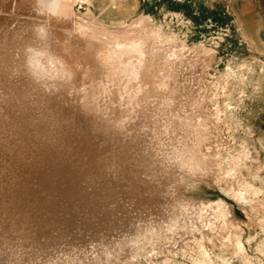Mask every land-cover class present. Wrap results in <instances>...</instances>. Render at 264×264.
<instances>
[{"label": "rangeland", "instance_id": "374dc122", "mask_svg": "<svg viewBox=\"0 0 264 264\" xmlns=\"http://www.w3.org/2000/svg\"><path fill=\"white\" fill-rule=\"evenodd\" d=\"M14 1L0 0V264H264V0Z\"/></svg>", "mask_w": 264, "mask_h": 264}, {"label": "bare ground", "instance_id": "6f19581e", "mask_svg": "<svg viewBox=\"0 0 264 264\" xmlns=\"http://www.w3.org/2000/svg\"><path fill=\"white\" fill-rule=\"evenodd\" d=\"M14 2H16V1L13 0V3H14ZM28 2H29V1H28ZM30 4H31V3H30ZM11 5H12V4H11ZM45 5H46V4H45ZM13 6H14V5H13ZM48 6H49V5H48ZM11 7H12V6H11ZM25 7H26V6H25ZM27 7H28V6H27ZM32 7H33V6H32ZM49 7H50V6H49ZM12 8H13V7H12ZM44 8H45V7H44ZM31 9H32V8H31ZM46 9H47V8H46ZM54 9H55V8H54ZM27 10H28V9H27ZM29 10H30V8H29ZM32 10H33V9H32ZM58 10H59V9H58ZM61 10H63V9H61ZM30 11H31V10H30ZM59 11H60V10H59ZM64 11H65V9H64ZM28 12H29V11H28ZM28 12H27V13H28ZM65 12H67V11H65ZM11 13H12V12H11ZM31 13H32V12H31ZM31 13H30V15H31ZM32 14H33V13H32ZM51 14H52V13H51ZM56 14H57V13H56ZM67 14H68V13H67ZM11 15H12V14H11ZM26 15L29 16V14H26ZM45 15H46V13H45ZM65 15H66V13H65ZM71 15H72V13H71ZM41 16H42V15H41ZM47 16H48V15H47ZM57 16H58V15H57ZM29 17H30V16H29ZM32 17H33V16H32ZM64 17H65V16H64ZM73 17H74V16H73ZM21 18H22V17H21ZM27 18H28V17H27ZM60 18H61V17H60ZM65 18H66V17H65ZM76 18H78L77 20H80L79 17H76ZM76 18H75V19H76ZM28 19H29V18H28ZM40 19H41V18H40ZM44 19H45V18H44ZM70 19H72V18H70ZM81 19H82V18H81ZM62 20H63V19H62ZM77 20H76V21H77ZM14 22H16V21H14ZM27 22H30V23H31V21H27ZM47 22H48V21H47ZM90 22H91L90 24H93V23H94V22L92 23L91 20H90ZM50 23H51V22H50ZM50 23H48V25H49ZM54 23H55V22H54ZM54 23H53V24H54ZM69 23H70V22H69ZM69 23H68V25H69ZM82 23H83V22H82ZM84 23H86V22H84ZM87 23H88V22H87ZM12 24H13V23H12ZM12 24H11V25H12ZM27 24H28V23H27ZM27 24H25V25L27 26ZM39 24H40V23H39ZM55 24H57V23H55ZM59 24H60V23H59ZM74 24H75V23H74ZM90 24H89V25H90ZM13 25H14V24H13ZM23 25H24V24H23ZM25 25H24V26H25ZM66 25H67V24H66ZM72 25H73V24H72ZM80 25H81V24H80ZM93 25H94V24H93ZM26 26H25V27H26ZM60 26H61V25H60ZM94 26H95V25H94ZM25 27L22 26V28H25ZM29 27H30V26H29ZM101 27H102V26H101ZM103 27H104V26H103ZM143 27H144V26H143ZM11 28H12V27H11ZM43 28H44V27H43ZM64 28H65V27H64ZM79 28H81V27H79ZM85 28H86V27H85ZM126 28H128V27H126ZM44 29H45V28H44ZM53 29H54V28H53ZM97 29H98V28H97ZM130 29H131V28H130ZM135 29H136V28H135ZM14 30H16V29H13L12 31H14ZM19 30H21V29H19ZM57 30H58V29H57ZM61 30H62V28H61ZM86 30H87V29H86ZM102 30H103V29H102ZM104 30H105V29H104ZM106 30H107V29H106ZM131 30H132V29H131ZM150 30H151V29H150ZM16 31H17V30H16ZM24 31H25V30H24ZM59 31H60V30H59ZM77 31H78V30H77ZM87 31H88V30H87ZM87 31H86V32H87ZM97 31H98V30H97ZM135 31H137V30H135ZM10 32H11V31H10ZM28 32H29V31H28ZM28 32H27V33H28ZM46 32H47V31H46ZM46 32H45V33H46ZM49 32H50V31H49ZM68 32H69V31H68ZM80 32H81V31H80ZM93 32H94V31H93ZM113 32H114V31H113ZM118 32H119V31H118ZM133 32H134V30H133ZM11 33H12V32H11ZM22 33L24 34L23 30H22ZM22 33H21V35L19 34L20 37L23 35ZM30 33H32V32H30ZM83 33H85V32H83ZM88 33H89V32H88ZM91 33H92V32H91ZM119 33H120V32H119ZM16 34H17V33H16ZM28 34H29V33H28ZM47 34H48V33H47ZM49 34H50V33H49ZM54 34H55V33H54ZM58 34H59V33H58ZM77 34H78V33H77ZM80 34L82 35V33H80ZM94 34H95V33H94ZM109 34H110V33H109ZM112 34H114V33H112ZM127 34H129V30H128V33H127ZM9 35H10V34H9ZM13 35H14V34H13ZM13 35H12V37H13ZM103 35H104V34H103ZM16 36H18V35H16ZM23 36H24V35H23ZM78 36H79V35H78ZM82 36H84V34H83ZM85 36H86V35H85ZM110 36H111V35H110ZM128 36H129V35H128ZM135 36H136V35H135ZM139 36H140V35H139ZM150 36H151V35H150ZM24 37H25V36H24ZM24 37H23V38H24ZM31 37H32V36H31ZM56 37H57V36H56ZM67 37H68V35H67ZM74 37H75V36H74ZM87 37H88V36H87ZM92 37H93V35H92ZM151 37L154 38L153 35H152ZM13 38H14V37H13ZM43 38H45V37H43ZM60 38H61V37H59V40H60ZM65 38H66V37H65ZM65 38H64V39H65ZM71 38H73V37H71ZM95 38H96V37H95ZM95 38H93V40H94ZM103 38H104V37H103ZM103 38H102V39H103ZM106 38H107V37H106ZM129 38H131V37H129ZM18 39H19V38H18ZM24 39H25V38H24ZM26 39H27V38H26ZM28 39H29V38H28ZM50 39H51V38H50ZM56 39H57V38H56ZM56 39H55V40H56ZM61 39H62V38H61ZM64 39H63V40H64ZM115 39H116V38H115ZM127 39H128V38H127ZM7 40H9V38H8ZM7 40H6V43H7V45H8V42H9V41H7ZM10 40H11V42H13L11 38H10ZM13 40H14V39H13ZM15 40H16V39H15ZM20 40H21V39H20ZM29 40H31V41H29ZM29 40H28V41L31 43V42H32V38L29 39ZM53 40H54V39H53ZM59 40H56V42L59 41ZM63 40H60V41H63ZM72 40H73V39H72ZM72 40H71V41L69 40V42H72ZM77 40H78V39H77ZM77 40H76V41L73 40V42H75V43H74V46L77 47L76 50H78L79 47H81L82 45H84V46H87V45H88V44L85 45V43H84V44H82L81 46L78 45V46H79V47H78V46H77ZM80 40H81V38H80ZM80 40H79V41H80ZM85 40H86V39H85ZM90 40H91V39H90ZM119 40H120V39H119ZM159 40H160V39H159ZM22 41H23V40H22ZM26 41H27V40H26ZM28 41H27V42H28ZM60 41H59V42H60ZM65 41H68V40H65ZM91 41H92V40H91ZM147 41H148V40H147ZM20 42H21V41H20ZM42 42H43V41H42ZM48 42H49V41H48ZM56 42H55V43H56ZM73 42H72V43H73ZM82 42H83V41H82ZM82 42H78V44H79V43H82ZM94 42H95V41H94ZM96 42H97V41H96ZM24 43H25V40H24ZM24 43H23V44H24ZM36 43H37V42H36ZM39 43H40V42H39ZM39 43H38V44H39ZM44 43H46V41H45ZM62 43H63V42H62ZM86 43H88V42H86ZM106 43H107V45H108V42H106ZM3 44H5V42H4ZM3 44H2V45H3ZM20 44H21V43H20ZM20 44H19V45H20ZM51 44H53V43H51ZM68 44H69V43H68ZM115 44H116V43H115ZM161 44L163 45V43H161ZM15 45H16V44H15ZM42 45H44V44H42ZM56 45L58 46V43L55 44V46H56ZM59 45H60V43H59ZM66 45H67V43H66ZM66 45L64 44V46H66ZM70 45H72V44H70ZM70 45H68V47H69ZM107 45H106V47H108ZM158 45H159V44H158ZM20 46H21V45H20ZM33 46H35V45L33 44ZM44 46H45V45H44ZM50 46H51V45H50ZM53 46H54V45H53ZM57 46H56V47H57ZM116 46H117V45H116ZM173 46H177V44H176V45L174 44ZM173 46H172V47H173ZM179 46H180V44H179ZM0 47H1V46H0ZM2 47H3V46H2ZM7 47H8V46H7ZM7 47H6V48H7ZM17 47H18V46H17ZM36 47H37V46H36ZM42 47H43V46H42ZM58 47H60V46H58ZM61 47H62V45H61ZM68 47H67V48H68ZM91 47H93V46H91ZM94 47H95V46H94ZM94 47H93V48H94ZM111 47H112V45H111ZM113 47H114V46H113ZM121 47H122V46H121ZM153 47H154V46H153ZM10 48H11V47H10V45H9V49H10ZM12 48H13V47H12ZM45 48H46V47H45ZM62 48H63V47H62ZM64 48H65V47H64ZM93 48H92V49H93ZM103 48H104V47H103ZM108 48H109V47H108ZM151 48H152V47H151ZM179 48H180V47H179ZM15 49H16V46H15ZM23 49H25V51L28 52V53L26 54V55H27V56H26V67H28L29 69H31V68H33V67L36 65L35 56H34V55H35V53H34L35 51H34L31 47H29V46H27V47H25V48H23ZM49 49H50V48H49ZM49 49H48V51H49ZM51 49H52V48H51ZM56 49H57V48H56ZM68 49H69V48H68ZM70 49H73V48L70 47ZM80 49H81V48H80ZM80 49H79V50H80ZM92 49H90V51H91ZM94 49H95V48H94ZM101 49H102V48H101ZM115 49H116V48H115ZM119 49H120V48H119ZM124 49H125V48H124ZM0 50H1V48H0ZM3 50H5V49H3ZM18 50H19V49H18ZM18 50H17V52H18ZM62 50H63V52L67 51L66 48H65V51H64V49H61V51H62ZM79 50H78V51H79ZM96 50H97V48H96ZM168 50H169V52H170L171 49H168ZM172 50H173V48H172ZM174 50H175V48H174ZM174 50H173V51H174ZM10 51H11V50H10ZM50 51H51V50H50ZM69 51H71V50H68V52H69ZM73 51H74V50H72L71 52H73ZM94 51H95V50H94ZM97 51H99V50H97ZM100 51H101V50H100ZM124 51H125V50H124ZM154 51H156V50L154 49ZM175 51H177V49H176ZM2 52H3V51H1V53H2ZM11 52H12V51H11ZM17 52H15L14 54H16ZM38 52H39V51H38ZM52 52L54 53V51H52ZM56 52H57V51L55 50V53H56ZM63 52H62V53H63ZM68 52H67V53H68ZM81 52H82V51H81ZM84 52H85V51H84ZM86 52H87V51H86ZM101 52H102V51H101ZM106 52H107V51H106ZM150 52H151V51H150ZM5 53H6V52H4V55H5ZM12 53H13V52H12ZM40 53H41V52H40ZM57 53H60V50H59ZM57 53H56V54H57ZM65 53H66V52H65ZM65 53H64V54H65ZM78 53H79V52H77V54H78ZM88 53H90V52H88ZM93 53H97V52H93ZM104 53H105V52H104ZM108 53H109V52H108ZM110 53H111V52H110ZM117 53H118V52H117ZM166 53H168V51H166ZM166 53L164 52L163 54L166 55ZM171 53L173 54V52H172V51L170 52V56H173V55H171ZM18 54H19V53H18ZM60 54H61V53H60ZM60 54H59V56L62 55V54H61V55H60ZM69 54H70V53H69ZM85 54H86V53H85ZM106 54H107V53H106ZM150 54H151V53H150ZM154 54H155V53L152 52V55H153V56H154ZM183 54H184V52H183ZM57 55H58V54H57ZM80 55H81V54H80ZM91 55H93V54L90 53V56H91ZM113 55H114V54H113ZM117 55H118V54H117ZM165 55H164V56H165ZM2 56H3V55H2ZM6 56H7V55H6ZM12 56H13V55H12ZM16 56H17V55H16ZM16 56H15V58H16ZM18 56H19V55H18ZM48 56H49V55H48ZM69 56H72V55H68V57H69ZM74 56H76V54H75ZM86 56H87V55H85V57H86ZM93 56H94V55H93ZM99 56H100V55H99ZM101 56H102V55H101ZM101 56H100V57H101ZM168 56H169V55H168ZM168 56H167V57H168ZM181 56H182V55H181ZM3 57H4V56H3ZM3 57H2V58H3ZM27 57H28V59H27ZM64 57H65V56H64ZM64 57L61 58V59H62V60H63V59L65 60ZM72 57H73V56H72ZM78 57H79V56H78ZM80 57H81V56H80ZM83 57H84V56H83ZM100 57H99V58H100ZM57 58H59V57H57ZM81 58H82V57H81ZM87 58H89V57H87ZM87 58H86V59H87ZM91 58H92V57H91ZM99 58H98V59H95V60H100L102 57H101L100 59H99ZM103 58H104V57H103ZM106 58H107V57H106ZM144 58H145V57H144ZM173 58H174V56H173ZM6 59H7V58H6ZM70 59H71V58H70ZM77 59H78V58H77ZM111 59H112V57H111ZM141 59H142V58H141ZM145 59L147 60V58H145ZM145 59H143V60H145ZM148 59H149V58H148ZM151 59H152V58H151ZM167 59H168V58H167ZM167 59H166V60H167ZM188 59H189V58H188ZM4 60H5V59H4ZM7 60H8V59H7ZM9 60H10V59H9ZM14 60H15V59H14ZM17 60H18V59H17ZM64 60H63V61H64ZM78 60L80 61V59H78ZM91 60H92V59H91ZM93 60H94V59H93ZM146 60H145V61H146ZM21 61H22V60H21ZM66 61H67V60H66ZM70 61H71V60H69V63H70ZM72 61H75V60L73 59ZM84 61H86V60H84ZM87 61H88V60H87ZM87 61H86V63H87ZM109 61H110V60H109ZM111 61H112V60H111ZM111 61H110V62H111ZM148 61H149V60H148ZM170 61L172 62L173 60H171V58H170ZM175 61H176V60H175ZM177 61H179V60H177ZM183 61H185V60H183ZM0 62H3V61L1 60ZM14 62H15V61H14ZM89 62H90V61H89ZM93 62H94V61H92V63H93ZM95 62L97 63V61H95ZM166 62H167V61H166ZM180 62H181V61H180ZM185 62H186V61H185ZM187 62H188V61H187ZM187 62H186V63H187ZM5 63H6L5 65H7V61H5ZM16 63H18V61H17ZM38 63H40V62H38ZM84 63H85V62H84ZM84 63H83L82 66L85 67ZM92 63H91V64H92ZM168 63H169V62H168ZM10 64H11V63H10ZM19 64H20V63H19ZM21 64H22V63H21ZM88 64H90V63H88ZM173 64H174V63H173ZM175 64L177 65V63H175ZM184 64H185V63H184ZM0 65H1V63H0ZM3 65H4V64H3ZM13 65H15V64H13ZM17 65H18V64H17ZM17 65H16L15 67H17ZM59 65H60V64H59ZM64 65H65V64H64ZM68 65H69V67H68V68H64V69L67 70V74H70V75H67V76H68V77L70 76L69 78L72 79V74H73V73H72L71 68H72L73 71H74V68H73V67L77 68V67H76L77 65H76V66H73V63H70V64H68ZM80 65H81V64H80ZM80 65H78V66H80ZM95 65H96V64H95ZM105 65H106V63H105ZM165 65H166V64H165ZM169 65H170V64H169ZM176 65H175V66H176ZM18 66H19V65H18ZM38 66H39V65H38ZM41 66H42V65H41ZM55 66H56V65H55ZM92 66H93V65H92ZM92 66H91V67H92ZM151 66H154V65H151ZM171 66H172V65H171ZM173 66H174V65H173ZM173 66H172V67H173ZM186 66H187V65H186ZM3 67H5V66H3ZM3 67H2L1 69H3ZM58 67H59V66H58ZM87 67H88V65H87ZM87 67H86V68H87ZM95 67H96V66H95ZM112 67H115V65L112 66ZM169 67H170V66H169ZM169 67H168V69H169ZM12 68H13V67H12ZM19 68H20V67H19ZM22 68H23V67H22ZM45 68H46V67H45ZM49 68H50V67H49ZM49 68H47V69H49ZM96 68H97V69H95V70H97L98 73L101 74V72H99V70H98V69H99L98 65H97ZM101 68H105V66H103V67L101 66ZM143 68H144V67H143ZM173 68H174V67H173ZM9 69H10V67H9ZM9 69H7V70H9ZM51 69H52V65H51ZM80 69H81V66H80ZM91 69H92V68H91ZM14 70H16V69L14 68L13 71H14ZM19 70H20V69H19ZM23 70H24V69H23ZM55 70H56V68H55ZM78 70H79V69H78ZM78 70H77V72H79ZM81 70H83V69H81ZM88 70H89V69H88ZM95 70H94V72L92 71L93 74L96 72ZM102 70H103V69H102ZM110 70H111V65H110ZM169 70H170V69H169ZM176 70H177V69H176ZM3 71H4V70H3ZM3 71H2V72H3ZM13 71H12V72H13ZM20 71L22 72V70H20ZM20 71H19V72H20ZM58 71H59V69H58ZM104 71H105V70H104ZM111 71H113V69H112ZM156 71H157V70H156ZM2 72H0V74H1ZM6 72H8V71H6ZM65 72H66V71H65ZM75 72H76V70H75ZM84 72H85V70H84ZM84 72H83V73H84ZM86 72H87V70H86ZM113 72H114V71H113ZM113 72H112V73H113ZM152 72H153V71H152ZM165 72H168V71H165ZM173 72H174V70H173ZM173 72H172V73H173ZM176 72H177V71H176ZM176 72H175V73H176ZM52 73H53V72H52ZM56 73H57V72H56ZM62 73H64V72H62ZM92 73H91V74H92ZM98 73H97V75H98ZM147 73H148V72H147ZM172 73H171V75H172ZM183 73H184V72H183ZM6 74H7V73H6ZM9 74H10V72H9ZM16 74H17V73H16ZM16 74H15V75H16ZM26 74H27V73H26ZM53 74H54V73H53ZM78 74H79V73H78ZM78 74H77V75H78ZM89 74H90V73H89ZM156 74H157V73H155V75H156ZM159 74H160V73H159ZM176 74H177V73H176ZM12 75H14V73H13ZM22 75H23V74H22ZM22 75L20 74L21 77H22ZM51 75H52V74H51ZM51 75H50V76H51ZM54 75H56V74H54ZM65 75H66V74H65ZM105 75H106V74H105ZM110 75H111V72H110ZM110 75H108V76L110 77ZM181 75H182V73H181ZM0 76H1V75H0ZM50 76H47V77L50 78ZM62 76H63V75H62ZM67 76H66V77H67ZM73 76H74V75H73ZM78 76H79V75H78ZM80 76H81V75H80ZM168 76H169V75H168ZM172 76H174V75H172ZM185 76H186V75H185ZM1 77H3V76H1ZM6 77H7V76H6ZM23 77H24V76H23ZM25 77H26V76H25ZM47 77H46V78H47ZM81 77H82V76H81ZM194 77H195V76H194ZM7 78H8V77H7ZM14 78L16 79V81H18V79H17L18 76H17V77L15 76ZM19 78H20V77H19ZM26 78H27V77H26ZM26 78H25V79H26ZM52 78H53V76H52ZM69 78H68V79H69ZM77 78H78V77H77ZM169 78H171V76H170ZM172 78H173V77H172ZM172 78H171V79H172ZM177 78H178V75H177ZM181 78H182V77H181ZM184 78H185V77H184ZM0 79H1V78H0ZM10 79H12V78H10ZM25 79H24V80H25ZM28 79H29V78H28ZM59 79H60V78H59ZM66 79H67V78H66ZM81 79H82V78H81ZM81 79L79 80V82L81 81ZM151 79H152V78H151ZM164 79H165V77H164ZM190 79H191V78H190ZM193 79H195V78H193ZM22 80H23V79H22ZM22 80H21V81H22ZM26 80H27V79H26ZM26 80H25V82H26ZM40 80H41V79H40ZM64 80H65V79H64ZM73 80H75V79H73ZM166 80H167V78H166ZM195 80H196V79H195ZM2 81H3V80H1L0 82H2ZM12 81H14V79H13ZM33 81H34V79H33ZM33 81H32V82H33ZM41 81H42V80H41ZM66 81H67V80H66ZM68 81H69V80H68ZM96 81H98V80H96ZM96 81H95L94 84L91 85V88H92L93 92L90 94V96H91L92 94H95L94 91H96V93H99L100 90H101V88H102V87H98L97 83H99V82L96 83ZM167 81H168V80H167ZM169 81H170V79H169ZM173 81H174V80H173ZM178 81H179V79H178ZM43 82H44V81H43ZM54 82H55V81H54ZM60 82H62V81H60ZM60 82H59V83H60ZM63 82H65V81H63ZM165 82H166V81H165ZM186 82H187V81H186ZM191 82H192V81H191ZM196 82H197V81H196ZM196 82H195V83H196ZM198 82H199V81H198ZM3 83H4V81H3ZM3 83H2V85H3ZM5 83H6V85L8 84L7 82H5ZM12 83H13V82H12ZM19 83H20V82H19ZM19 83L16 84V85H19ZM23 83H24V81H23ZM38 83H39V82H38ZM46 83H48V82H46ZM57 83H58V82H57ZM59 83H58V84H59ZM66 83H67V82H66ZM152 83H154V82L152 81ZM155 83H156V81H155ZM0 84H1V83H0ZM31 84H32V83H31ZM34 84H35V83H34ZM40 84H41V82H40ZM40 84H39V85H40ZM50 84H51V83H50ZM55 84H56V83H55ZM55 84H53V86H55ZM80 84H81V83H80ZM80 84H79V85H80ZM90 84H91V83H90ZM170 84H171V83H170ZM188 84H189V83H188ZM190 84H191V83H190ZM196 84H197V83H196ZM2 85H0V88H1V89H5V87H4V88L1 87ZM4 85H5V84H4ZM6 85H5V86H6ZM13 85H15V83H14ZM24 85H25V84H24ZM32 85H33V84H32ZM41 85H42V84H41ZM45 85H47V84H45ZM59 85H60V87H61V84H59ZM81 85H82V84H81ZM154 85H155V84H154ZM174 85H176V84L174 83ZM7 86H10V87H11V84H8ZM20 86H21V85H20ZM20 86H19V87H20ZM42 86H43V85H42ZM49 86H50V85H48V88H49ZM53 86H51V88H52ZM56 86H57V85H56ZM56 86H55V87H56ZM77 86H78V85H77ZM152 86H153V85H152ZM171 86H172V85H171ZM178 86H179V84H178L176 87H178ZM31 87H32V86H31ZM33 87H35V86L33 85ZM39 87H40V86H39ZM60 87H59V88H60ZM71 87H72V86H71ZM81 87H82V86H81ZM164 87H165V86H164ZM189 87H190V86H189ZM194 87H196V86L194 85L193 88H194ZM14 88H16V87L13 86V90H12V87H11V90H12V91H15ZM20 88H23V86L20 87ZM25 88H26V85H25V87L23 88V90H25ZM56 88H58V87H56ZM61 88H63V87H61ZM61 88H60V89H61ZM66 88H67V89H66ZM66 88L64 87V89H66V91H67L68 89H70V87H66ZM73 88H74V87H73ZM118 88H119V87H118ZM168 88H169V87H168ZM187 88H188V85H187ZM16 89H17V88H16ZM26 89H27V88H26ZM41 89H42V88H41ZM74 89H75V88H74ZM80 89H81V88H80V86H79V88H78L77 90H80ZM119 89H120V88H119ZM154 89H155V88H154ZM154 89L152 90L154 93L152 94V92H151V96H152V95L155 96L156 91L159 92L158 90L154 91ZM156 89H157V88H156ZM173 89H176V88H173ZM17 90H20V89H17ZM27 90H28V89H27ZM27 90H26V91H27ZM45 90H46V89H45ZM51 90H52V89H51ZM51 90H49V91H51ZM57 90H58V89H57ZM77 90H76V91H77ZM92 90H91V91H92ZM97 90H98L99 92H97ZM169 90H170V89H169ZM169 90L167 89V91H169ZM176 90H177V89H176ZM189 90H191V89H189ZM189 90H188V91H189ZM193 90H194V89H193ZM0 91H1V90H0ZM26 91H25V93H26ZM35 91H36V90H35ZM41 91H42V90H41ZM46 91H47V90H46ZM53 91H54V90H53ZM69 91H70V90H69ZM69 91H67V92H69ZM74 91H75V90H74ZM114 91H115V90H114ZM188 91H187V92H188ZM1 92H2V91H1ZM23 92H24V91H23ZM37 92L39 93V90H38ZM44 92H45V91H44ZM59 92H60V91H58L57 93H59ZM72 92H73V91H72ZM80 92H81V91H80ZM80 92H79V93H80ZM116 92H117V91H116ZM177 92H178V91H177ZM184 92H185V91H184ZM14 93H16V92H14ZM14 93L12 92V94H14ZM18 93H19V91H18ZM28 93H29V91H28ZM38 93H37V94H38ZM42 93H43V92H42ZM53 93H54V92H53ZM60 93H61V92H60ZM62 93L64 94V91H62ZM73 93H74V92H73ZM6 94L8 95L7 92H6ZM40 94H41V93H40ZM46 94H47V96H48L49 93L46 92ZM54 94H55V93H54ZM75 94H76V92H75ZM75 94H74V95H75ZM86 94H87V93H86ZM158 94H159V93H158ZM158 94H156V95H158ZM169 94H170V93H169ZM173 94H174V92H173ZM185 94H186V92H185ZM17 95L20 96L21 94H16V97H17ZM33 95H35V94H33ZM38 95H39V94H38ZM38 95H37V96H38ZM41 95H42V94H41ZM43 95H45V94H43ZM64 95L66 96L67 94H64ZM68 95H70V93H69ZM68 95H67V97H68ZM72 95H73V94H72ZM72 95H71V97H72ZM76 95H80V96L77 97ZM76 95H75V96H76L77 98H80V97H81V94H78V92H77ZM84 95H85V94H84ZM160 95H161V94H160ZM166 95H167V94H166ZM171 95H172V93H171ZM195 95H196V94H194V96H195ZM8 96H9V95H8ZM25 96L27 97V95H25ZM47 96H46V97H47ZM49 96H50V95H49ZM56 96H57V95H56ZM58 96H59V95H58ZM87 96H88V95H86V97H87ZM92 96H93V95H92ZM161 96H163V95H161ZM175 96H176V93H175ZM194 96H193V97H194ZM20 97H21V96H20ZM31 97H32V96H31ZM34 97H35V96H34ZM51 97H52V96H50V98H51ZM76 97H75V98H76ZM155 97H157V96H155ZM163 97H164V96H163ZM165 97H166V96H165ZM165 97H164V98H165ZM167 97H169V95H168ZM177 97H178V95H177ZM188 97H189V96H188ZM12 98H13V97H12ZM37 98H39V97H37ZM47 98H48V97H47ZM50 98H49V99H50ZM53 98H54V97H53ZM60 98H61V96H60ZM60 98H57V101H60ZM83 98H84V97H83ZM153 98H154V97H153ZM170 98H171V97H170ZM173 98H174V97H173ZM178 98H179V97H178ZM184 98H186V97H184ZM191 98H192V97H191ZM21 99H22V98H21ZM21 99H20V101H21ZM33 99H34V98H33ZM43 99H44V101H45V98H42V101H43ZM62 99H63V98H62ZM70 99H71V98H70ZM86 99H88V101H89V98H86ZM156 99H157V98H156ZM158 99H159V98H158ZM161 99H162V97H161ZM171 99H172V98H171ZM180 99H181V97H180ZM182 99H183V98H182ZM192 99H194V98H192ZM35 100L37 101V99H35ZM190 100H191V99H190ZM11 101H12V99H11ZM18 101H19V99H18ZM50 101H51V99H50ZM50 101H49V102H50ZM52 101H53V99H52ZM68 101H69V97H68V99H67V102H68ZM71 101L74 102V99H71ZM71 101H70V102H71ZM75 101H76V99H75ZM163 101H164V103H165V99H163ZM176 101H177V99H176ZM187 101H188V99H187ZM21 102H22V101H21ZM40 102H41V101H40ZM53 102H54V101H53ZM159 102H160V99H159L158 103H157V101H156V103H157L156 106L159 104ZM181 102H183V101H181ZM189 102H190V101H189ZM26 103H27V102H26ZM59 103H60V102H59ZM61 103H62V101H61ZM64 103H66V101H64ZM82 103H83V102H82ZM90 103H91L90 101L87 102V100H85V105H87V107H88V106H91ZM161 103H162V102H161ZM161 103H160V104H161ZM164 103H163V104H164ZM179 103H180V101H179ZM179 103H178V104L175 103V104L179 106ZM183 103L185 104V102H183ZM4 104H5V103H4ZM43 104H44V103H42V105H43ZM49 104H50V105H55V103H52V104H51V102H50ZM49 104H48V105H49ZM56 104H58V103H56ZM70 104L73 106L72 102H71ZM78 104H79V103H78ZM78 104H76V105L73 106V107L79 106ZM180 104H181V103H180ZM8 105H11V104H8ZM28 105H29V104H28ZM61 105H62V104H60V106H61ZM63 105H66V104H63ZM68 105H69V104L66 105L67 108L69 107ZM71 105H70V106H71ZM165 105H166V103H165ZM167 105H168V104H167ZM187 105H188V104H187ZM35 106H36V105H35ZM44 106H45V105H44ZM46 106H47V105H46ZM58 106H59V104L56 105V107H58ZM60 106H59V107H60ZM80 106H81V105H80ZM80 106H79V107H80ZM158 106H159V105H158ZM158 106L155 107V109H156V108L159 109ZM10 107H11V106H10ZM42 107H43V106H42ZM56 107H55V110L57 111ZM59 107H58V108H59ZM61 107H64V106H61ZM73 107H72V108H73ZM87 107H86V108H87ZM176 107H177V106H176ZM182 107H183V106H182ZM38 108H40V104L38 105ZM44 108H45V107H44ZM50 108H51V107H50ZM64 108H66V107H64ZM77 108H78V107H77ZM89 108H90V107H89ZM89 108L87 109V110H88V111H87L88 113H85V114H84L83 112H84L85 110L82 112L85 116H86L87 114L90 113V110H92V109H89ZM165 108H166V106H165ZM170 108L172 109V107H170ZM187 108H188V107H187ZM18 109H19V108H18ZM40 109H41V108H40ZM78 109L80 110L81 108H78ZM78 109L76 110V108H75V110H74V109H73V110H74V111H78ZM51 110H52V109H51ZM65 110H66V111H64V109H63L62 111L66 112V114H67V111H68V110H67V109H65ZM82 110H83V109H82ZM98 110H99V109H98ZM174 110H175V109H174ZM186 110H187V109H186ZM59 111H60V112H57L58 114L61 113V108L59 109ZM70 111H71V107H70ZM74 111H73V112H74ZM93 111H95V110H93ZM166 111H167V110H166ZM166 111H165V112H166ZM17 112H18V111H17ZM68 112H69V111H68ZM73 112H72V113H73ZM78 112H80V111H78ZM95 112H96V111H95ZM159 112H160V109H159V111H158L157 113H159ZM179 112H180V111H179ZM50 113H51V112H49V114H50ZM62 113H63V112H62ZM72 113H71V114H72ZM74 113H76V112H74ZM91 113L93 114V112H91ZM98 113H99V111H98ZM173 113H174V111L172 112V114H173ZM177 113H178V112H177ZM63 114H64V113H63ZM76 114H77V113H76ZM76 114H75V115H76ZM96 114H97V113H96ZM96 114H95V116H96ZM99 114H101V116H102V113H99ZM99 114H98V116H99ZM163 114H164V113H163ZM166 114H167V113H166ZM75 115H74V116H75ZM80 115H81V114H79L78 116L80 117ZM84 115H83V116H84ZM90 115H91V114L87 115L88 119H86L87 117H86V118L84 117L87 121H89V123L91 122V121L89 120V116H90ZM156 115H157V114H156ZM161 115H162V114H161ZM169 115H170V113H169ZM60 116H61V115H60ZM69 116H70V114H69ZM69 116H68V117H69ZM158 116L160 117V118H159V122H160V119H161L160 113L158 114ZM65 117H66V116H65ZM72 117H73V116H72ZM79 117H78V118H79ZM90 117H91V116H90ZM164 117H165V116H164ZM175 117L177 118V116H175ZM182 117H184V116H182ZM20 118H21V117H20ZM66 118H67V117H66ZM66 118H65V119H66ZM81 118H83V117H81ZM84 118H83V120H84ZM92 118L94 119L95 117L93 116ZM96 118H97V117H96ZM96 118H95V119H96ZM100 118H101V117H100ZM153 118H154V116H153ZM180 118H181V117H180ZM188 118H189V117H188ZM197 118H198V117H197ZM98 119H99V118H97V121H98ZM101 119H103V120L105 121V119L107 120L108 118H105V119H104V116H102ZM116 119H117V118H116ZM156 119H157V118H156ZM156 119L154 118V120H156ZM162 119L164 120V118H162ZM178 119H179V117H178ZM183 119H185V117H184ZM69 120L72 121V119H70V118H69ZM86 120H85V121H86ZM103 120H102V122H104ZM73 121H74V120H73ZM76 121H77V120H75V123H76ZM78 121H79V120H78ZM78 121H77V122H78ZM97 121H95V122H97ZM64 122H65V120H64ZM82 122H84V121H82ZM95 122H94L93 124H95ZM105 122H107V121H105ZM105 122H104V123H105ZM108 122H109V121H108ZM115 122H117V120H116ZM153 122H155V121H153ZM168 122H169V121H168ZM14 123H15V122H14ZM86 123H87V122H86ZM156 123H157V122H156ZM79 124H81V121H80V123H77V125H79ZM90 124H91V123H90ZM100 124H101V123H100ZM102 124H103V123H102ZM163 124H165V123H163ZM84 125H85V124H84ZM84 125H83V126H84ZM86 125H87V124H86ZM97 125H99V124H97ZM161 125H162V124H161ZM171 125H172V124H171ZM177 125H178V124H177ZM185 125H186V124H185ZM81 126H82V125H81ZM83 126H82V127H83ZM88 126H89V125H88ZM90 126H91V125H90ZM100 126H101V125H100ZM100 126H99V127H100ZM102 126H103V125H102ZM104 126H106V125H104ZM108 126L110 127V124H109V123H108ZM159 126H160V124H159ZM162 126L165 127V125H162ZM36 127H37V126H36ZM45 127H46V126H45ZM70 127H71V126H70ZM79 127H80V126H79ZM84 127H85V126H84ZM84 127H83V128H84ZM93 127H95V126L93 125ZM99 127H97V130L99 131V133H101V132H100L101 129H99ZM106 127H107V126H106ZM106 127H102V128H105L106 130H108V129H107L108 127H107V128H106ZM111 127H112V126H111ZM113 127H115V126H113ZM113 127H112V128H113ZM174 127H175V126H174ZM179 127H180V126H178V128H179ZM185 127H186V126H185ZM191 127H192V126H191ZM42 128H43V127H42ZM95 128H96V127H95ZM198 128H199V127H198ZM17 129H18V127H17ZM69 129H70V128H69ZM109 129H110V128H109ZM158 129H159V128H158ZM173 129H174V128H173ZM75 130H76V129H75ZM85 130H86V129H85ZM102 130H104V129H102ZM106 130H105V131H106ZM185 130H186V128H185ZM195 130H197V129H195ZM38 131H39V130H38ZM78 131H79V130H78ZM91 131H92V129L90 130V132H91ZM98 131H97V132H98ZM110 131H111V130H110ZM162 131H163V130H162ZM178 131H180V130H177V132H178ZM19 132H20V131H19ZM46 132H47V131H46ZM86 132H87V131H86ZM92 132H93V131H92ZM107 132H108L107 134H110V133H109V130H108ZM177 132H174V133L177 134ZM180 132H181V131H180ZM180 132H179V133H180ZM50 133H51V132H50ZM52 133H53V131H52ZM111 133H112V132H111ZM169 133H170V132H169ZM181 133H182V132H181ZM181 133H180V134H181ZM187 133H188V132H187ZM196 133H197V132H196ZM66 134H67V133H66ZM90 134H91V133H90ZM112 134H113V133H112ZM112 134L107 135V136H113ZM185 134H186V133H185ZM188 134H189V133H188ZM91 135H92V134H91ZM95 135H96V137H97V133H95ZM177 135H178V134H177ZM181 135H182V134H181ZM181 135H180V136H181ZM49 136H50V134H49ZM169 136H170V135H169ZM182 136H183V135H182ZM197 136H198V135H197ZM167 137H168V136H167ZM171 137H172V134H171ZM173 137H174V136H173ZM185 137H186V136H185ZM54 138H55V137H54ZM98 138H99V137H98ZM113 138H114V137H113ZM159 138H160V137H159ZM161 138L163 139V137H161ZM161 138H160V139H161ZM164 138L166 139V134H165V137H164ZM193 138H194V137H193ZM94 139H95V138H94ZM94 139H92V140H94ZM99 139H100V138H99ZM101 139H102V138H101ZM171 139H172V138H171ZM171 139H170V140H171ZM198 139H199V138H198ZM167 140H168V139H166V141H167ZM186 140H187V138L184 139V141H186ZM190 140H191V139H190ZM104 141H106V140H104ZM68 142H69V141H68ZM108 142L110 143L111 140L109 139ZM112 142H113V141H112ZM167 142L170 143V141H167ZM175 142H176V140H175ZM94 143H95V142H94ZM106 143H107V142H106ZM157 143H159V142L157 141ZM173 143H174V142H173ZM179 143H180V142H179ZM187 143H188V142H187ZM95 144H96V143H95ZM100 144H101V143H100ZM177 144H178V143H177ZM180 144H181V143H180ZM93 145H94V144H93ZM182 145H183V144H182ZM190 145H191V144H190ZM101 146H103V144H102ZM155 146H156V145H155ZM158 146H159V145H158ZM171 146H172V145H171ZM184 147H185V146H184ZM66 148H67V147H66ZM74 148H75V147H74ZM192 148H193V147H192ZM72 149H73V148H72ZM72 149H71V150H72ZM111 149H112V148H111ZM158 149H159V148H158ZM66 150H67V149H66ZM77 150H78V149H77ZM107 150H108V149H107ZM109 150H110V148H109ZM112 150H113V149H112ZM115 150H116V149H115ZM62 151H63V150H62ZM116 151H118V150H116ZM116 151H113V152H116ZM67 152H69V151H67ZM75 152H76V151H75ZM111 152H112V151H111ZM155 152H156V151H155ZM183 152H184V151H183ZM116 153H118V152H116ZM116 153H115V155H118V154H119V153H118V154H116ZM159 153H160V152H159ZM159 153H158V154H159ZM76 154H77V153H76ZM108 154H109V152H108ZM108 154H107V153H106V154L104 153V155H106V156H107ZM78 155H80V154H78ZM154 155H155V154H154ZM187 155H188V154H187ZM96 156H97V155H96ZM100 156H101V155H99V158H100ZM108 156H109V155H108ZM112 156H113L114 158H113ZM112 156H111V157H112L111 160L113 161V159H116V158H115L116 156H114V153H113ZM75 157H76V156H75ZM101 157H102V156H101ZM166 157H168V156H166ZM177 157H178V156H177ZM179 157H180V156H179ZM97 158H98V157H97ZM99 158H98V159H99ZM102 158H104V156H103ZM102 158H101V159H102ZM106 158H108V157H106ZM106 158H105V159H106ZM121 158H123V157H121ZM121 158H120V159H121ZM184 158H185V157H184ZM109 159H110V156H109ZM171 159H172V158H171ZM171 159H170V160H171ZM75 160H76V159H75ZM75 160H74V161H75ZM85 160H86V159H85ZM121 160H122V159H121ZM123 160H124V159H123ZM74 161H73V162H74ZM79 161H80V160H79ZM79 161H78V163L80 164ZM95 161H96V160H95ZM95 161L93 160L92 163L95 162ZM101 161H102V160H101ZM101 161H99L100 164H98V166H99V165H102V163L104 162V161H103V162L101 163ZM107 161H108V160H107ZM166 161H167V160H166ZM97 162H98V161H97ZM97 162L93 163V165L96 164ZM120 162H121V161H120ZM184 162H185V160H184ZM78 163H77V164H78ZM82 163H83V162H81V164H82ZM108 163H109V162H108ZM79 164H78V165H79ZM85 165H86V164H85ZM93 165H91L92 168L90 167L89 169H93ZM75 166H76V164H75ZM79 166H80V165H79ZM95 166H96V165H95ZM85 167H86V166H85ZM99 167H100V166H99ZM101 167H103V166H101ZM82 168H83V167H82ZM94 168H95V167H94ZM83 169H84V168H83ZM101 169H103V168H101ZM116 169H117V168H116ZM73 170H74V169H73ZM84 170H85V169H84ZM80 171H81V170H80ZM90 171H91V170H90ZM93 171H95V170L93 169ZM97 171H98V169H97ZM234 171H235V170H234ZM99 172H100V171H99ZM78 174H80V173H78ZM81 174H82V173H81ZM91 175H92V173H90V176H91ZM66 176H67V175H66ZM84 176H85V175H84ZM92 176H93V178H94V175H92ZM99 176H100V175H99ZM88 177H89V176H88ZM95 177H96V176H95ZM101 177H102V175H101ZM103 178H104V177H103ZM231 178H232V177H231ZM69 179H70V178H69ZM69 179H68V180H69ZM72 179H73V178H72ZM78 179H79V177H78ZM89 179H90V178H89ZM85 180H86V179H85ZM95 180H96V179H95ZM103 180H104V179H103ZM75 181H76V180H75ZM80 181H81V179H80ZM89 181H90V180H89ZM97 181H98V180H97ZM64 182H66V181H64ZM98 182H99V181H98ZM38 183H39V182H38ZM81 183H82V182H81ZM99 184H100V183H99ZM76 185H78V184H76ZM84 186H86V185H84ZM56 187H57V186H56ZM33 188H34V187H33ZM49 189H52V188H49ZM60 189H61V188H60ZM71 189H72V188H71ZM73 189H74V188H73ZM73 189H72V190H73ZM75 189H76V186H75ZM79 189H80V188H79ZM82 190H83V189H82ZM49 191H50V190H49ZM58 191H59V189H58ZM72 192H73V191H72ZM71 194H72V193H71ZM73 194H74V193H73ZM68 195H69V193H68ZM57 196H58V195H57ZM77 196H78V195H77ZM47 197H48V196H47ZM65 197H66V196H65ZM72 197H73V196H72ZM234 197H235V196H234ZM67 198H68V197H67ZM68 199H69V198H68ZM73 199H74V198H73ZM47 200H48V199H47ZM57 200H58V199H57ZM65 200H66V198H65ZM70 200H71V199H70ZM70 200H69V201H70ZM51 202H52V201H51ZM240 202H241V201H240ZM49 203H50V202H49ZM56 203H57V202H56ZM66 203H67V201H66ZM50 204H51V203H50ZM181 204H182L181 206L185 205L184 207H181V208H183V209L186 208V210H187V208H189V206H191V204H189V203H182V202H181ZM63 205H64V204H63ZM174 205H175V204H174ZM243 205H244V204H243ZM58 206H59V205H58ZM166 206H167V204H166ZM168 207H169V205H168ZM41 208H42V207H41ZM51 208H52V206H51ZM51 208H49V209H51ZM67 208H68V207H67ZM165 208H166V207H165ZM47 210H48V209H47ZM177 210H178V209H177ZM54 211H55V210H54ZM152 211H153V210H152ZM181 211H182V210H181ZM246 211H247V210H246ZM154 212L156 213V211H154ZM167 212H168V211H167ZM155 213H154V214H155ZM171 213H172V211H171ZM181 213H182V212H181ZM186 213H187V212H186ZM64 215H65V214H64ZM47 216H49V215H47ZM62 216H63V215H62ZM169 216H170V215H169ZM201 216H202V215H201ZM45 217H46V216H45ZM158 218H159V217H158ZM160 218H161V217H160ZM48 219H50V217H49ZM52 219H53V218H52ZM159 221H160V220H159ZM157 222H158V221H157ZM49 223H51V222H49ZM53 224H54V223H53ZM158 224H159V222H158ZM36 226H37V225H36ZM50 226H51V225H50ZM206 226H207V225H206ZM52 227H54V225H53ZM187 227H188V226H187ZM50 228H51V227H50ZM189 228H190V227H189ZM189 228H188V229H189ZM51 229H53V228H51ZM51 229H50V230H51ZM195 230H196V229H195ZM33 231H34V229H33ZM54 231H55V230H54ZM143 233H144V232H143ZM167 238H168V237H167ZM9 239H10V238H9ZM128 239H129V238H128ZM10 240H11V239H10ZM46 240H47V239H46ZM87 240H89V239H87ZM37 241H38V240H37ZM90 241H91V240H90ZM152 242H153V241H152ZM181 242H182V241H181ZM30 243H31V242H30ZM24 244H25V243H24ZM91 244H92V243H91ZM144 246H145V245H144ZM170 246H171V245H170ZM181 246H182V245H181ZM74 248H75V247H74ZM82 248H83V247H82ZM130 249H131V248H130ZM73 250H74V249H73ZM75 250H76V249H75ZM135 250H136V249H135ZM71 251H72V250H71ZM76 252H77V251H76ZM78 252H79V251H78ZM125 252H126V251H125ZM125 252H124V253H125ZM128 253H129V252H128ZM73 254H74V253H73ZM73 254H72V255H73ZM76 254H77V253H76ZM159 254H160V253H159ZM199 254H200V253H199ZM2 255H3V254H2ZM24 255H25V254H24ZM24 255H23V256H24ZM66 255H67V254H66ZM4 256H5V255H4ZM12 256H14V255H12ZM25 256H26V255H25ZM60 256H61V255H60ZM70 256H71V255H70ZM111 256H112V255H111ZM5 257H6V256H5ZM5 257H4V258H5ZM64 257H65V256H64ZM73 257H74V256H73ZM100 257H101V256H100ZM2 258H3V256H2ZM23 258H24V257H23ZM23 258H22V259H23ZM52 258H53V257H52ZM7 259L9 260V258H7ZM11 259H12V258H11ZM64 259H65V258H64ZM1 260H3V259H1ZM106 260H107V259H106ZM4 261H5V260H4ZM202 261H203V259H202ZM10 262H11V261H10ZM58 262H59V261H58ZM101 262H102V261H101ZM137 262H138V261H137ZM206 262H207V261H206ZM208 262H209V261H208ZM4 263H5V262H4ZM4 263H2V264H4ZM12 263H13V262H12ZM18 263H19V261H18ZM19 264H20V263H19Z\"/></svg>", "mask_w": 264, "mask_h": 264}]
</instances>
